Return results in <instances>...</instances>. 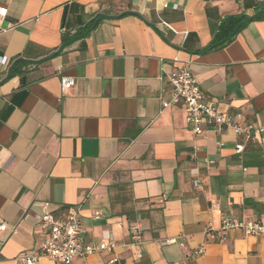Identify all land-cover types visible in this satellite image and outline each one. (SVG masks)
Masks as SVG:
<instances>
[{
  "label": "crops",
  "instance_id": "1",
  "mask_svg": "<svg viewBox=\"0 0 264 264\" xmlns=\"http://www.w3.org/2000/svg\"><path fill=\"white\" fill-rule=\"evenodd\" d=\"M260 4L0 0V264L38 248L45 202L59 219L79 210L85 244H116L72 264H264V235H216L225 217L264 220V145L197 135L183 103L162 108L178 58L209 101L264 126V18L209 50L224 19ZM62 73L76 80L66 95Z\"/></svg>",
  "mask_w": 264,
  "mask_h": 264
},
{
  "label": "built area",
  "instance_id": "2",
  "mask_svg": "<svg viewBox=\"0 0 264 264\" xmlns=\"http://www.w3.org/2000/svg\"><path fill=\"white\" fill-rule=\"evenodd\" d=\"M1 60V59H0ZM181 67L173 73L169 80L173 90L170 101L162 103L163 110L179 103L184 104L185 122L197 135H202L204 126L208 125L220 131L228 129L234 131L237 136L244 137L246 142H256L264 145V126H257L253 123H245L242 113H230L221 110L212 101H209L199 85L192 71V62L176 59ZM61 94L66 95L76 86L73 77L60 75ZM243 123V124H242ZM244 150L243 145H237V153ZM50 203L42 204V215L38 219V227L45 231V236L40 240L36 249L23 252L18 260L25 264H36L42 259L58 262L61 264H72L76 259L85 257L97 252H113L116 244L111 240L105 244H85L83 236L87 233L83 222L79 218V210H72L64 218H56L50 209ZM7 224L2 223L0 231H6ZM231 232H243L246 236L264 235V220H250L240 216L225 217L216 235L225 239ZM17 233V228L13 230ZM130 246L136 248L138 258H142L139 250L142 244V228L139 223L130 226ZM166 243L175 244L176 240H169ZM184 246L183 243L180 244ZM198 255H205L203 248L197 251ZM117 259H111L109 264H116Z\"/></svg>",
  "mask_w": 264,
  "mask_h": 264
},
{
  "label": "trees",
  "instance_id": "3",
  "mask_svg": "<svg viewBox=\"0 0 264 264\" xmlns=\"http://www.w3.org/2000/svg\"><path fill=\"white\" fill-rule=\"evenodd\" d=\"M258 18H264V5L260 4L259 12L254 18H248L245 16H231L229 18H226L222 21L221 26L219 28V32L217 36L214 39V42L212 43L209 50L216 49L223 47L230 43L236 36H238L244 28L253 20ZM98 23H95L94 25L88 27L87 31H83L79 33V37L81 36H87L88 33L96 26ZM18 71V68H15V71ZM15 73V72H13Z\"/></svg>",
  "mask_w": 264,
  "mask_h": 264
}]
</instances>
